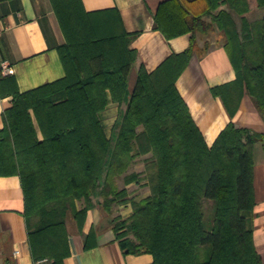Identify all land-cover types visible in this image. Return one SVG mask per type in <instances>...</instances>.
Masks as SVG:
<instances>
[{
    "label": "trees",
    "instance_id": "trees-1",
    "mask_svg": "<svg viewBox=\"0 0 264 264\" xmlns=\"http://www.w3.org/2000/svg\"><path fill=\"white\" fill-rule=\"evenodd\" d=\"M51 2L65 37L58 46L65 76L19 92L12 75H0V94L13 96L0 128V173L20 177L33 260L64 264L69 233L82 231L92 197L101 195L96 207L109 211L127 196L116 178L137 181L128 168L149 154L150 194L131 200L127 218L101 220L126 252H148L153 264H262L248 217L255 205L252 146L264 132L230 121L208 146L176 81L197 36L217 31L236 78L212 93L230 117L247 95L264 121V14L248 17V0L161 1L156 27L166 38L190 33V45L151 72L141 65L129 93L137 33L125 29L119 11H87L82 0ZM256 3L264 7V0ZM109 96L126 105L108 137L99 113ZM202 199L213 205L207 222ZM95 235L91 229L85 236L86 248Z\"/></svg>",
    "mask_w": 264,
    "mask_h": 264
},
{
    "label": "crops",
    "instance_id": "crops-1",
    "mask_svg": "<svg viewBox=\"0 0 264 264\" xmlns=\"http://www.w3.org/2000/svg\"><path fill=\"white\" fill-rule=\"evenodd\" d=\"M161 1L82 0L87 11L116 8L125 29L137 33L130 44L137 52V59L128 79L129 93L141 65L151 72L170 54L182 52L190 45V33L166 38L156 27L154 14ZM248 1V17L257 14L258 9L263 11V7L257 6L256 0ZM64 42L65 37L51 0H0V75H12L19 92L65 76L58 53V46ZM196 45L188 65L176 81V87L206 144L211 146L230 121L254 132H264L262 116L247 95L242 96L238 108L230 117L221 98L212 93V88L236 78L221 34L212 31L208 35H198ZM6 66L11 72L4 71ZM12 99L10 93L0 94V128L4 125L3 112L11 106ZM125 105L120 107L108 97L106 108L99 113L105 132L114 125L120 108ZM252 150L255 205L248 217V225L264 264V141L255 142ZM149 194L146 193L142 198ZM116 207L115 213L122 218L132 213L129 201ZM24 208L19 175L0 173V264H51L48 259L34 261L32 258ZM101 220L100 212L92 202L82 231L71 230L69 233L70 253L64 258V264H153V256L148 252H126L117 233L111 227H102ZM91 229L95 230L96 235L91 241L92 245L86 248L84 239Z\"/></svg>",
    "mask_w": 264,
    "mask_h": 264
},
{
    "label": "rangeland",
    "instance_id": "rangeland-1",
    "mask_svg": "<svg viewBox=\"0 0 264 264\" xmlns=\"http://www.w3.org/2000/svg\"><path fill=\"white\" fill-rule=\"evenodd\" d=\"M263 14H264V7H263V11L262 12L259 11V9H258L257 14H254V16L255 17H260ZM113 126L109 127L108 129L106 127L107 130H106L105 133H106V135L108 137L111 136L112 132H114ZM149 156H150L149 154L138 155L135 158V160L133 161V163L130 165V167L128 168V173H130V172H137L138 173L137 181H135L134 183H132L131 185H129V187H125V186H127V184H125V182H124V174H122V175H120L119 177L116 178V185L119 188H123V187L127 188V194L129 195V197L124 198L123 200H121V201H119L117 203L112 204L110 210L109 211H106L104 214L102 213L103 211H101L102 209L100 210L99 208H97L99 210V212H100V215H101V219L102 220L105 219V217H108L110 219L111 218H116V217H121V215H119L118 213H115L114 207H116L119 204L120 205H123L124 203H126V201L127 202L129 201L130 202V205L132 207V204H131V200L132 199L139 200L146 193H148V192L150 193L149 182H148V180L146 178L147 177L146 176V166H147L146 159L149 158ZM92 202H94V204L96 206L97 203L103 202V197L101 195L93 196L92 197ZM83 204L84 203L82 201H77L78 207H81ZM202 207H203L205 221L206 220L207 221L210 220L211 215L213 213L212 201L207 200V199H202ZM117 210H119V209L117 208ZM107 224L109 225L108 222H107Z\"/></svg>",
    "mask_w": 264,
    "mask_h": 264
},
{
    "label": "built area",
    "instance_id": "built-area-1",
    "mask_svg": "<svg viewBox=\"0 0 264 264\" xmlns=\"http://www.w3.org/2000/svg\"><path fill=\"white\" fill-rule=\"evenodd\" d=\"M4 71H6V72H11V69L10 68H8L7 66L4 68Z\"/></svg>",
    "mask_w": 264,
    "mask_h": 264
}]
</instances>
